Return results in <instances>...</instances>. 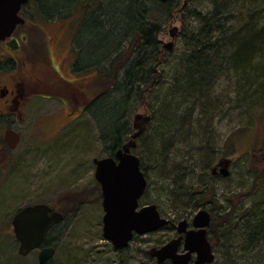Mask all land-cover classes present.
Wrapping results in <instances>:
<instances>
[{
  "label": "rangeland",
  "instance_id": "rangeland-1",
  "mask_svg": "<svg viewBox=\"0 0 264 264\" xmlns=\"http://www.w3.org/2000/svg\"><path fill=\"white\" fill-rule=\"evenodd\" d=\"M52 1L31 0L28 4L25 19L29 23L18 32L25 33L27 38L20 48L10 52L0 44L1 84L11 85L14 76L27 86L41 91L48 89L54 94L49 99L35 96L30 100L24 111L25 119L13 128L21 137L18 147L0 152V264H38V251L26 257L19 255L20 243L15 239L11 222L24 207L41 203L62 208L68 214V221L52 233L56 253L49 264H115V261L141 264L140 251H149L158 237L139 238L123 252L113 251L112 244L103 239L104 211L96 189L94 159L110 154L107 131L114 129L115 108L110 106L105 120L100 107L94 105L91 111L68 124L75 116L62 101L65 88L48 69L49 58L61 66L64 54L75 49L80 56L81 78L89 73L95 76L90 80L82 78L70 89L74 93L84 89L85 98L91 99L104 89L111 90V77L119 76V81H123L127 62L133 59L135 46L140 44V34L136 30L129 37H121L119 49L115 47L108 53V59L100 62L102 72L110 70L109 75H102L98 59L88 57L97 55L110 34L109 28L108 32L96 29L94 16L105 20L104 9L111 13V1H107L106 8L103 7L106 0H54V7ZM167 1L170 9L166 14H161L150 0L146 3L154 21L162 26L158 35L159 64L152 66L154 83L141 86V92L140 85L137 86L127 97L126 121L130 132L122 144L137 131L136 115L151 117L144 141L140 138L133 151L142 160L149 184L140 203L157 205L162 216L173 217L177 222L184 215L191 219L203 207L195 206L194 190L210 184L215 202L207 204L206 198L202 204L213 209L211 235L218 264H264V241L255 242L253 249L246 252L241 236L242 227L253 221L255 212L264 210V103L254 108L251 105L254 98L247 101L241 87L247 89L244 79L249 76L243 77L229 61L221 60V77L212 90L198 92L209 104L206 109L197 107L196 96L191 97L197 93H188L190 88H175L174 81L182 75V58L193 43L190 37L198 31V16L210 12L212 5L209 0ZM95 3L98 11L94 15ZM249 6L255 15L250 20L259 31L264 27V2L258 11L254 10L252 0L247 9ZM73 30L77 32L75 48L71 43ZM51 34L57 37L55 41L51 40ZM90 38L91 43L87 44ZM44 42L49 56L44 55ZM114 59L117 63L111 66ZM87 61L91 64H86ZM90 66L95 68L83 72ZM61 73H67L66 68ZM164 102L178 118L173 121L175 126L161 133L166 143L154 140L167 122L161 118ZM1 127L0 138L5 131ZM204 140L212 149L207 155ZM225 159L230 161V175H213L212 169ZM226 222L231 229L226 230Z\"/></svg>",
  "mask_w": 264,
  "mask_h": 264
},
{
  "label": "trees",
  "instance_id": "trees-1",
  "mask_svg": "<svg viewBox=\"0 0 264 264\" xmlns=\"http://www.w3.org/2000/svg\"><path fill=\"white\" fill-rule=\"evenodd\" d=\"M107 1L104 2V8H106ZM110 1L112 10L109 13L107 9H104L105 20L94 16L97 19L94 25L98 31L108 32L110 30L107 29H111L110 34L104 41L103 47L96 51L95 54L97 55L91 54L88 57L90 60H93V58L98 59V70L102 72L103 67L100 66V62L108 59V53L115 49V47L117 50L119 49L120 44L118 42L121 40V37H129L136 30L140 34V44L135 46L133 59L127 62L123 81H119V76L117 78L111 77V90L107 88L100 91L88 110L91 111L94 105L99 106L105 115V120H107L110 106L115 108L116 122L114 129L107 131L111 139L108 149L110 150V154L114 155L116 150L121 147L124 136L130 132V126L126 121L128 98H130V95L135 91L137 86L140 85L141 92V86L146 87L149 83H154L155 77L151 75L154 73L152 66L159 64L158 57L160 56L161 44L158 41V35L162 32V26L159 22L154 21L153 14L148 10L146 6L148 0ZM250 1L209 0L212 5L211 11L205 15L198 16V31L190 37L193 43L189 52L187 51L183 56L184 58H182L184 59V66L180 73L182 75L176 78L174 86L184 87L186 90L190 88V90H187L188 93L191 91L194 92L193 94L197 93L191 95V97L196 96L195 99L198 103L196 105L201 109H206L209 107V104L204 102V95L198 92L208 89L212 90L216 80L221 77V60L222 62L229 61V63H233L237 72L243 77L244 75L249 76L248 79H244L247 89H244L243 86L241 87L242 91L246 94L247 101L254 98L251 104L254 108L264 103V27L259 31L255 30V26L251 22L252 20H250L255 15L252 13L250 6L247 9V4ZM53 2L54 0L51 5L54 7ZM263 2L264 0H252L254 10L258 11L262 7ZM152 3L157 6L161 14H166L170 9V2L168 1L153 0ZM96 4L94 15L98 11ZM40 5L39 3L38 10H40ZM65 10L68 12L70 9ZM89 43H91V38L87 44ZM254 61L256 62L255 64L252 63ZM90 62L87 61L86 64L90 65ZM115 62L117 63L114 59L111 66ZM109 72L110 70H107L106 73L102 72V75H109ZM99 77H101V74L98 75ZM165 98H168V95ZM168 106L165 102L161 106V118L164 122H167L164 128L160 129V133L154 139L155 141L159 140L166 143L161 133L164 129L167 131L170 129V126H175L173 121L178 120L174 114L172 115L169 112ZM202 111L204 112L205 110ZM167 115L168 117H166ZM177 125L181 124L177 123ZM116 126H118V129H116ZM141 139L144 141L143 136ZM204 142L206 143L204 146L206 148L205 154L207 155V152L212 149L208 146L206 140ZM163 148H166V145ZM193 152H195L194 149ZM192 195L195 197V206H204L202 202L206 198L209 200L207 204L215 202L213 201L215 194L210 184H204L200 188H197ZM254 215V219L257 220L253 219V221L244 225L241 229V236L245 241L246 252L253 249L255 242L260 243L264 241V210H257ZM235 224L237 225L238 223L235 222ZM226 225V230L231 229L228 226V222H226Z\"/></svg>",
  "mask_w": 264,
  "mask_h": 264
},
{
  "label": "water",
  "instance_id": "water-1",
  "mask_svg": "<svg viewBox=\"0 0 264 264\" xmlns=\"http://www.w3.org/2000/svg\"><path fill=\"white\" fill-rule=\"evenodd\" d=\"M166 2L167 0H161ZM29 0H0V42L12 37L18 26L25 24L20 12ZM171 44L167 46L171 48ZM138 131L133 139L126 143L114 157L95 159V178L102 188L103 195V236L110 241L115 249L122 250L129 246L133 233L144 235L158 230L168 224L162 218L156 205H148L137 212L139 200L144 195L148 182L140 168V159L131 154V148L136 147L135 139L144 131L151 121L150 116L138 114L135 116ZM5 141L10 148H16L20 136L12 130L5 134ZM229 160H222L219 164L220 174L223 177L230 175ZM217 175L216 168L212 171ZM64 221V216L53 211L46 204L30 205L20 210L13 218V232L20 243L19 255L27 256L41 247L50 228ZM185 222L181 223L184 226ZM211 224V215L207 210H200L194 217L193 225L198 232H189L187 235V249L189 253L183 258L176 254L178 240H173L164 247L151 250L152 256L162 263L172 259L175 263L188 264L193 253L198 254L195 264H212L215 255L207 237V229ZM182 230L180 229V232ZM53 248H44L38 256V264H48L54 255Z\"/></svg>",
  "mask_w": 264,
  "mask_h": 264
},
{
  "label": "flooded vegetation",
  "instance_id": "flooded-vegetation-1",
  "mask_svg": "<svg viewBox=\"0 0 264 264\" xmlns=\"http://www.w3.org/2000/svg\"><path fill=\"white\" fill-rule=\"evenodd\" d=\"M31 2V0H30ZM27 6H24L22 8L21 11V16L26 17V10ZM26 20V19H25ZM28 20H26V23L24 26L28 25ZM23 27V26H22ZM21 29H17L16 32L14 33V35L12 36V38L6 40L5 42H2L0 44H3L6 46L7 50H9L10 52H14L16 49L20 48L21 43L24 39H26L27 37L25 36V33H18ZM43 31V29H40ZM42 33V32H41ZM45 33V32H44ZM71 34L73 35V42L71 40V43L74 45V48L76 46V36H77V32H74V30L71 32ZM20 35V36H19ZM43 35V33H42ZM26 37V38H25ZM57 39V37L55 36V34H51V40L55 41ZM44 55L49 56V48H46V42H44ZM48 49V50H46ZM11 60H14V58L12 57ZM80 56L78 54H76L75 49L72 52H66V54H64L62 61H61V66L60 65H55L54 61L52 59L49 58V62H48V69L49 71L53 74V77L60 80L63 84V88H65V92L63 93L64 95L62 96L63 99V103L65 104V106H67V108L71 111V113L73 114V116H75V118H73L71 121H68L69 123H72L75 119H77L78 117H80L82 114L87 113L88 110L91 108L92 104H93V100L92 98L90 99L89 97L85 98V91L84 89H77L78 94H76L77 91H75V93L73 91H71L72 89H70V87H73L77 84L80 83V81L82 80V78H84V80H90L95 76V73H89L86 76L81 78V74H82V70L80 68ZM64 68H66L67 73H61V70H63ZM93 68H95V66L93 67H89V68H84L83 72L86 71V69L92 70ZM11 85H3L1 84L2 82L0 81V125H2V129L5 130L3 136L0 138V152L1 149L10 152L11 148H9L6 145V141H5V133L7 130H14L13 128L15 127V124L23 121L25 119L24 117V111L26 110L30 100L33 99V97L35 96H41L43 98H51L52 96H54V94L52 92H50L48 89L41 91V90H37L35 88H32L30 86H27L26 83H24V80L18 81L16 77L11 76ZM83 81V80H82ZM79 88V87H78ZM92 91V90H91ZM71 92H73L74 94H72ZM60 98V97H58ZM70 113V114H71ZM69 114V115H70ZM135 127H136V123H135ZM18 147V146H17ZM16 147V148H17ZM14 148V149H16ZM13 150V149H12ZM116 153V152H115ZM113 157H115V159L117 160L116 154L112 155ZM218 170V171H217ZM216 172L219 173V169H216ZM97 192L99 193L100 196V201L103 203V195H102V189L100 187L99 184H97ZM139 208L137 209V211L140 210V208H142L143 206L146 205H151V204H145V205H141V203L139 202ZM50 206V205H49ZM52 207V206H51ZM53 211H57L59 213H61L64 216V221L56 224L54 226H52V228L47 232L46 237H45V241L43 242V244L41 245V247L39 249H37L36 251H38V256L39 253L42 249L44 248H53L54 249V254L56 253V248L53 244V240H52V233L54 231H56V229L64 224L66 221H68V214L62 209V208H53ZM200 209H206L210 215H211V224L207 229V237L209 242L212 245L213 248V253L214 252V244L212 241V235H211V229L213 226V214L210 210V208H208L207 206H203ZM161 214V213H160ZM162 215V214H161ZM164 218H166L168 220V224H166L163 227H160L158 230L150 232V233H146L144 235H139L137 232L133 233V241H137L139 238H143L146 236H155L158 237L157 241L155 244H152L151 248L149 251L146 250H142L140 251V263L141 264H180V263H175L172 259H166L164 260L162 263L158 262V259L154 256H152L151 254V250L153 248H157L160 249L162 247H164L165 245H167L168 243H170L173 240H178V249L176 250V254L179 258H183V256L187 255L189 253L186 245H187V235L189 232H198L199 229H196L195 226L193 225V220L195 215L190 219L187 215H184L183 217H181V220L177 222V220H175L173 217H165L162 216ZM71 220L73 219L70 218ZM185 222L184 226H181V223ZM180 229L182 230L180 232ZM132 241V242H133ZM113 247V251L115 252H123L125 250H115L114 246L112 244ZM54 257V255H53ZM53 257L49 260L48 264L50 263V261L53 259ZM198 254L195 252L191 255V260L188 264H195L197 259H198ZM110 261V259H109ZM107 262V260L105 261ZM115 264H123V261L120 262H114ZM207 264V263H206ZM212 264H218V260L216 258V254H215V259L214 262Z\"/></svg>",
  "mask_w": 264,
  "mask_h": 264
},
{
  "label": "bare ground",
  "instance_id": "bare-ground-1",
  "mask_svg": "<svg viewBox=\"0 0 264 264\" xmlns=\"http://www.w3.org/2000/svg\"><path fill=\"white\" fill-rule=\"evenodd\" d=\"M150 3L152 4V6H153V3H152V0H150ZM175 88H178L177 86L175 87ZM174 90H176V89H174ZM177 93H178V91H176ZM187 122V121H186ZM183 127H184V123H183ZM210 210H211V212H213V209L210 207Z\"/></svg>",
  "mask_w": 264,
  "mask_h": 264
}]
</instances>
